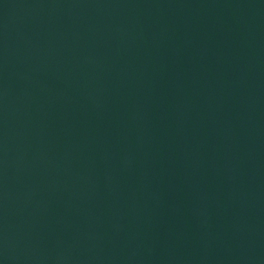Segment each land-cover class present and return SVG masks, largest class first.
Wrapping results in <instances>:
<instances>
[{
	"label": "water",
	"instance_id": "water-1",
	"mask_svg": "<svg viewBox=\"0 0 264 264\" xmlns=\"http://www.w3.org/2000/svg\"><path fill=\"white\" fill-rule=\"evenodd\" d=\"M0 264H264V0H0Z\"/></svg>",
	"mask_w": 264,
	"mask_h": 264
}]
</instances>
